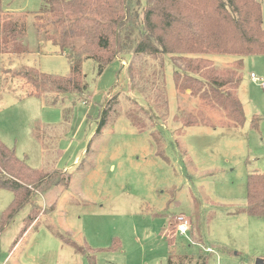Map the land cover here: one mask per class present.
<instances>
[{
    "label": "rangeland",
    "instance_id": "rangeland-1",
    "mask_svg": "<svg viewBox=\"0 0 264 264\" xmlns=\"http://www.w3.org/2000/svg\"><path fill=\"white\" fill-rule=\"evenodd\" d=\"M3 6L0 141L31 168L66 170L72 180L0 230V264H89L79 249L95 251L97 264H197L201 256L209 264L264 262V217L244 212L248 176L264 173V55L210 56L219 69L243 59L240 128L177 89L174 76L183 79L186 68L172 55L127 53L103 72L86 59L84 91L38 97L29 95L27 69L71 74L67 55L36 26L38 16L48 20L50 0ZM190 116L201 123L185 126ZM13 198L0 189V227ZM178 216L190 220L187 234L177 231ZM115 239L120 248L109 250Z\"/></svg>",
    "mask_w": 264,
    "mask_h": 264
},
{
    "label": "trees",
    "instance_id": "trees-1",
    "mask_svg": "<svg viewBox=\"0 0 264 264\" xmlns=\"http://www.w3.org/2000/svg\"><path fill=\"white\" fill-rule=\"evenodd\" d=\"M4 13L3 0H0V54ZM47 16L46 21L38 16L36 26L67 55L71 74L68 78H60L41 74L34 68L27 69L24 77L33 88L29 95L39 97L42 93L84 91L87 86L82 64L86 59L95 61L103 72L127 53L172 55L185 63V77L174 76L180 92L191 90L199 97L201 109L222 110L229 127L245 125L247 118L238 93L243 59H236L229 68L219 69L213 66L210 56L264 55L260 0H146L145 5L142 0H50ZM54 28L55 31L51 30ZM23 33L24 26H20L17 34ZM15 34L9 37L11 41ZM184 118L185 126L201 123L196 116ZM260 120L253 116L251 128L259 131ZM71 180V174L63 170L45 174L31 168L17 157L15 150L0 141V189L9 190L14 196L1 215L0 230L37 197L54 187L67 190ZM246 201V214L264 217V173L248 176ZM54 209L55 205L49 211ZM28 221L31 223L30 218ZM119 248V240L115 239L108 249ZM79 250L87 255L89 264H97L95 251ZM197 264L209 263L201 256Z\"/></svg>",
    "mask_w": 264,
    "mask_h": 264
},
{
    "label": "built area",
    "instance_id": "built-area-1",
    "mask_svg": "<svg viewBox=\"0 0 264 264\" xmlns=\"http://www.w3.org/2000/svg\"><path fill=\"white\" fill-rule=\"evenodd\" d=\"M251 78L253 80H258L257 77L253 74L251 75ZM262 87L264 89V84L262 85ZM176 219H177V231L183 235L187 234L191 226L190 220L187 219L185 216H178Z\"/></svg>",
    "mask_w": 264,
    "mask_h": 264
},
{
    "label": "water",
    "instance_id": "water-1",
    "mask_svg": "<svg viewBox=\"0 0 264 264\" xmlns=\"http://www.w3.org/2000/svg\"><path fill=\"white\" fill-rule=\"evenodd\" d=\"M257 264H264V262L262 260H258Z\"/></svg>",
    "mask_w": 264,
    "mask_h": 264
},
{
    "label": "crops",
    "instance_id": "crops-1",
    "mask_svg": "<svg viewBox=\"0 0 264 264\" xmlns=\"http://www.w3.org/2000/svg\"><path fill=\"white\" fill-rule=\"evenodd\" d=\"M238 93H239V91H238ZM239 98H240V100H241V97H240V95H239ZM63 171H65L66 172V170H63ZM31 206V205H30Z\"/></svg>",
    "mask_w": 264,
    "mask_h": 264
}]
</instances>
